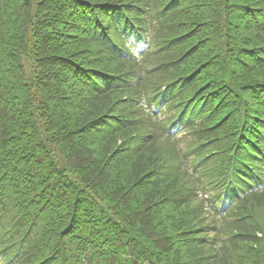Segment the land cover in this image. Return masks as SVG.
Listing matches in <instances>:
<instances>
[{
	"label": "trees",
	"instance_id": "trees-1",
	"mask_svg": "<svg viewBox=\"0 0 264 264\" xmlns=\"http://www.w3.org/2000/svg\"><path fill=\"white\" fill-rule=\"evenodd\" d=\"M0 264H264V0H0Z\"/></svg>",
	"mask_w": 264,
	"mask_h": 264
}]
</instances>
